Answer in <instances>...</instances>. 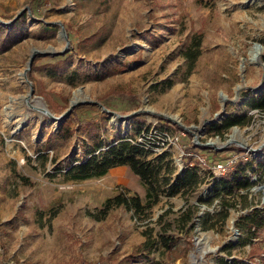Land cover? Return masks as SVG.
Instances as JSON below:
<instances>
[{
    "label": "rangeland",
    "instance_id": "obj_1",
    "mask_svg": "<svg viewBox=\"0 0 264 264\" xmlns=\"http://www.w3.org/2000/svg\"><path fill=\"white\" fill-rule=\"evenodd\" d=\"M109 3L104 10L99 0H0L4 26L26 13L22 34L0 51V264H111L108 257L133 253L150 236L157 240L144 250L150 262L264 264L249 253L264 246V229L248 242L236 227L241 214L264 207V168L251 171L264 161V110L251 106L264 90V0ZM193 39L200 40V54L192 65L184 53ZM63 58L66 69L53 70ZM73 101L59 120L41 111L57 116ZM69 115L73 134L49 143V132ZM228 116L243 122L222 135L209 131ZM156 126L177 134L167 149L152 153L169 152L171 182L186 169L188 148L210 164L237 156L223 176L253 161L245 170L252 184L229 198L224 220L213 189L222 176L200 169L190 192L162 193L145 213L119 205L106 214L99 210L103 201L117 193L145 201L146 185L127 166L80 180L58 171L85 158L98 138H138ZM163 236L191 242L172 262L161 254Z\"/></svg>",
    "mask_w": 264,
    "mask_h": 264
},
{
    "label": "trees",
    "instance_id": "obj_2",
    "mask_svg": "<svg viewBox=\"0 0 264 264\" xmlns=\"http://www.w3.org/2000/svg\"><path fill=\"white\" fill-rule=\"evenodd\" d=\"M99 5L106 10L109 8L110 3L109 0H99ZM25 22V12H21L15 17L10 26H4L0 22V51L9 48L19 38ZM47 28L45 25L42 26L43 30H47ZM99 38L100 35H97L96 40ZM199 44V39H193L191 45L184 53L185 58L192 65L200 54ZM51 66L54 68L53 70L64 71L67 67V61L65 58L59 59L54 61ZM251 106L264 110V90L256 98L252 99ZM72 120V117L69 115L58 131L49 132L47 141L51 143L53 140H68L74 132L72 127H70ZM242 122L243 119L239 116H228L222 123L212 124L209 127V131L222 135L232 125L242 124ZM165 133L175 134L176 132L167 127L156 126L150 127L145 134L141 135V140L138 139L139 137L121 136L109 142H104L103 139L98 138L93 142L91 148L87 149L85 158L77 162H71L63 171L60 169L58 171L62 172V175L66 179L80 180L99 177L104 175L110 168L125 165L146 185L145 201L136 194H129L127 192L117 193L105 198L99 210L103 214H106L112 207L124 205L133 208L137 213H145L147 209L158 202L162 193L172 195L179 191H192L201 181L199 169L210 173V171L203 169L199 165L198 159H194L193 155H187L186 169L183 170L181 175L177 176L174 182H171L173 167L170 165L169 152L163 151L158 155L152 154L158 151L155 149L157 141ZM95 134L96 132L93 131L91 137L97 138ZM201 147L207 148L208 146L202 145ZM189 150L190 148L185 151L189 152ZM38 155L45 159L48 158V154L45 151H41ZM52 159L55 160L56 156H53ZM256 165V168L251 169L253 173L258 169L264 168V161H259ZM252 166H254L253 161L242 162L236 166L232 173H228L225 176L221 175L222 177L218 176L221 178L214 183L213 189L220 198V203L223 207L224 213L221 215V220H224L226 217V208L232 205L229 198L233 196V193L237 190L249 189L251 186L252 181L249 175L245 174V170ZM17 176L23 184L31 183L26 175L17 173ZM190 219L191 212L186 215L185 221ZM209 219L210 217H207L205 223ZM213 225L214 223L208 224V226ZM236 227L240 233L244 234L246 241L250 242L252 238H257L259 231L264 229V207H253L250 211L241 214L236 221ZM160 241H162L161 254L168 257L172 262L186 252L191 242L190 239L184 238L180 240L174 239L172 236H163ZM155 243H157V240L150 236L142 241L133 253L126 254L122 258L110 256L108 260L111 264H116L119 261L123 264H136L137 259L141 260L138 264H162L161 261L150 262L144 251L150 250L154 247ZM249 253L250 255L264 257V246H251Z\"/></svg>",
    "mask_w": 264,
    "mask_h": 264
},
{
    "label": "built area",
    "instance_id": "obj_3",
    "mask_svg": "<svg viewBox=\"0 0 264 264\" xmlns=\"http://www.w3.org/2000/svg\"><path fill=\"white\" fill-rule=\"evenodd\" d=\"M176 135L177 134L165 133L164 135L159 137L155 149H167L172 143L175 142V139H177ZM138 139L141 140L142 138L139 137ZM185 155H193L194 158L198 159V163L203 169L210 171V173L216 177L224 175L227 171H229V168H232L237 158V156H235L234 158H230L226 161H218L210 164L205 158L194 155L191 152H185Z\"/></svg>",
    "mask_w": 264,
    "mask_h": 264
},
{
    "label": "water",
    "instance_id": "obj_4",
    "mask_svg": "<svg viewBox=\"0 0 264 264\" xmlns=\"http://www.w3.org/2000/svg\"><path fill=\"white\" fill-rule=\"evenodd\" d=\"M20 14L17 13L14 17H12L9 21H13L15 17H17L18 15ZM1 21V19H0ZM60 52H63V51H60ZM32 59H33V55L30 56L29 60H28V67L27 69L31 66V62H32ZM78 101H73L70 106L63 112L61 113L60 115H53L48 109L42 107L41 108V111L43 113H46L52 120H59V119H62L63 117H65L69 112L70 110L74 107V105L77 103ZM94 103H97L98 105H100L101 107H103L104 109H106L101 103L97 102V101H93ZM131 114H126L125 116H129ZM232 141V139H227L226 143H230ZM206 144L208 145H212V142L211 141H208ZM216 147V146H215ZM217 148V147H216ZM218 148H221V147H218Z\"/></svg>",
    "mask_w": 264,
    "mask_h": 264
},
{
    "label": "bare ground",
    "instance_id": "obj_5",
    "mask_svg": "<svg viewBox=\"0 0 264 264\" xmlns=\"http://www.w3.org/2000/svg\"><path fill=\"white\" fill-rule=\"evenodd\" d=\"M253 57H254V58L256 57V54H255V53L253 54Z\"/></svg>",
    "mask_w": 264,
    "mask_h": 264
}]
</instances>
